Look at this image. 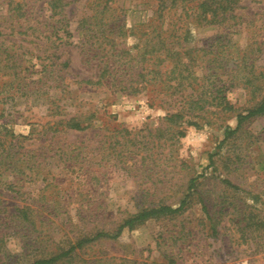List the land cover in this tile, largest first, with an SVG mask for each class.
<instances>
[{
  "label": "rangeland",
  "instance_id": "rangeland-1",
  "mask_svg": "<svg viewBox=\"0 0 264 264\" xmlns=\"http://www.w3.org/2000/svg\"><path fill=\"white\" fill-rule=\"evenodd\" d=\"M23 2L22 10L27 14L18 19L11 11L15 3L0 0V138L5 142L13 137L15 149L34 155L46 167L27 170L21 177L23 181L13 189L0 183V239L3 233L10 234L5 248L13 254V262L18 259L14 264H30L33 255L49 256L51 251L66 250L77 237L98 229L113 232L123 218L142 207L177 206L187 195L191 180L197 193L184 214L173 219L147 220L133 230H125L117 239L98 240L76 254L70 264H264L263 248L255 252L254 245L238 241L232 224L240 217V206L264 213V170H259V163L264 162V117L249 120L244 126L247 132L233 134L222 144L225 129L237 126L234 113L191 119L196 126L185 121L170 124L164 119L167 110L150 107L146 96H126L112 93L106 86L79 84L83 79H95L98 70L84 62L75 45H68L57 51H62V60H71L70 66L62 69L70 91L65 112L71 116L78 113L90 127L57 133L52 138V133L45 134V124L52 119L47 110V92L39 93L38 85L18 88L19 82L30 83L43 77L42 70L48 62L45 50L50 45L42 34L43 21L50 11L46 0ZM234 2L233 17L221 25L193 23L192 45L212 43L225 32L227 44L232 46L229 51L236 56L253 40L264 41V0ZM155 4L156 0L114 3L125 10L129 26L150 15ZM88 12L84 0H76L66 8L71 19ZM134 42L131 37L126 39L128 46ZM6 56L12 57L10 62ZM257 63L264 65V54ZM13 64L15 69L4 67ZM13 71L18 73L17 78L8 76ZM228 100L237 107L246 101L236 81ZM247 143H251L249 164L229 173L225 170L227 157L241 155ZM63 151L70 155L63 156ZM89 171L96 177L92 178ZM14 175L7 172L0 180ZM223 179H229L238 189L225 187ZM252 183L254 186H250ZM18 188L20 193L16 192ZM249 192L259 194L258 198H251ZM199 195L210 216L221 219L217 237H210L204 227L206 214ZM31 199H41L45 205L40 213L50 221L49 227L45 226L47 233H29L13 223L14 218L3 221ZM48 206L51 207L46 211Z\"/></svg>",
  "mask_w": 264,
  "mask_h": 264
},
{
  "label": "trees",
  "instance_id": "trees-1",
  "mask_svg": "<svg viewBox=\"0 0 264 264\" xmlns=\"http://www.w3.org/2000/svg\"><path fill=\"white\" fill-rule=\"evenodd\" d=\"M74 1L76 0H46L50 14L43 21L42 34L50 45L45 50L48 53L45 57L48 62L42 70L43 77L30 83H18L20 90L38 85L39 93L47 92V110L51 112L52 119L45 124V134L50 132L53 138L57 133L79 132L90 127L88 122L81 120L78 113L71 116L65 112L69 108L65 101L70 91L67 76L62 69L68 68L71 60L69 57L62 60V51H57L68 45H75L83 55L84 62L95 65L98 70L95 79H83L79 84L106 86L112 93L120 92L126 96H146L150 107L159 106L167 110L164 119L170 124L185 121L187 125L196 126L197 122L191 119H207L208 114L234 113L237 126L234 129H225L222 144L233 134L247 132L244 131V126L249 120L264 117V65L257 63L264 54V41L253 40L246 50L236 56L229 51L232 46L227 44L225 32L212 43L192 45L193 23L196 22L199 26L221 25L233 17L231 5L235 3L234 0H156L151 14L130 26L125 10L115 7L116 0H84L89 12L79 19H71L66 14V8ZM9 3H15L11 10L14 18L25 17L27 11L22 10L23 0H9ZM73 24H76L74 29ZM130 37L135 42L128 46L126 39ZM11 58L6 56L8 62ZM4 67L15 69V64ZM9 75L13 79L18 77L15 71L8 72ZM235 81L246 96L244 105L240 107L228 100ZM180 134L183 135L182 132ZM12 138H6L5 142L0 138V177L7 172L15 174L12 177L14 180H0L8 189H13L17 183L22 182L21 177L27 170L40 171L44 170L42 167H46L34 155L15 149L17 147L14 146ZM250 144L244 145L241 155L227 157L225 163L228 166L225 170L229 173L240 171L249 162L247 158ZM62 155L67 157L70 152L63 151ZM54 156L56 155L51 157ZM263 164L264 162L259 163L260 171L264 170ZM87 173L91 174L90 171ZM92 175V178L96 177ZM221 182L231 190L238 189L229 179ZM252 185L254 183L250 186ZM18 189L15 191L20 193L21 188ZM187 191V195L177 206L162 204L142 207L136 213L123 218L113 232L98 229L92 234L79 236L66 250L51 251L49 256L33 255L30 257V264H70L76 254L98 240L117 239L125 230H133L147 220L181 216L190 208L192 196L197 193L194 180L190 181ZM249 193L251 198H258L259 194ZM198 201L206 214L204 227L210 237H217L221 219L210 216L201 195ZM44 207L41 199L33 202L31 199L29 204L17 209L9 217H4L3 221L14 218L13 223L29 233H47L45 226L49 227L50 221L42 218L40 213ZM238 210L240 217L232 222L236 239L243 244L254 245L255 252L259 247L264 251V213L247 205L240 206ZM15 231L14 234H17L16 229ZM9 235L3 233L0 239V264L18 262V259L13 262V254L5 248ZM23 238L29 240L30 237L24 235ZM25 244L29 245L27 241ZM169 262L175 263L173 259Z\"/></svg>",
  "mask_w": 264,
  "mask_h": 264
}]
</instances>
